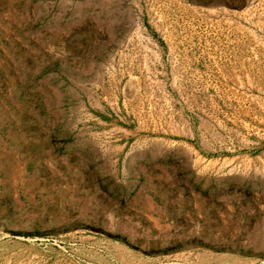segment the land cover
<instances>
[{
  "label": "rangeland",
  "instance_id": "rangeland-1",
  "mask_svg": "<svg viewBox=\"0 0 264 264\" xmlns=\"http://www.w3.org/2000/svg\"><path fill=\"white\" fill-rule=\"evenodd\" d=\"M0 264H264V0H0Z\"/></svg>",
  "mask_w": 264,
  "mask_h": 264
}]
</instances>
